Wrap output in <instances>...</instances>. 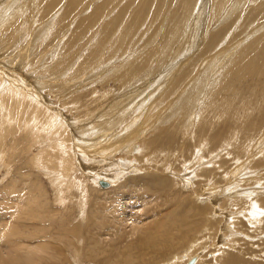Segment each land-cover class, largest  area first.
Listing matches in <instances>:
<instances>
[{
	"label": "rangeland",
	"instance_id": "rangeland-1",
	"mask_svg": "<svg viewBox=\"0 0 264 264\" xmlns=\"http://www.w3.org/2000/svg\"><path fill=\"white\" fill-rule=\"evenodd\" d=\"M149 1L0 0V264H264V208L257 227L250 206L264 200V51L239 65L235 49L264 34V0ZM200 73L202 113L176 111ZM46 108L64 117L49 133ZM145 169L169 180L146 188ZM70 171L74 190L59 193L47 173Z\"/></svg>",
	"mask_w": 264,
	"mask_h": 264
},
{
	"label": "bare ground",
	"instance_id": "bare-ground-1",
	"mask_svg": "<svg viewBox=\"0 0 264 264\" xmlns=\"http://www.w3.org/2000/svg\"><path fill=\"white\" fill-rule=\"evenodd\" d=\"M145 1V0H144ZM154 2V1H153ZM190 2V1H189ZM99 3V2H98ZM150 3H152V1L150 0L149 1V4ZM165 4V3H164ZM37 5V4H36ZM154 5V4H153ZM156 6V5H155ZM167 6V5H166ZM146 7V5H144V8ZM149 7V6H148ZM27 9V8H26ZM199 9V8H198ZM154 11H155V9H154ZM165 11V10H164ZM151 12V11H150ZM59 13V12H58ZM134 13H136V11L134 12ZM164 13V12H163ZM118 15V14H117ZM165 15V14H164ZM56 16V15H55ZM139 16V15H138ZM57 17V16H56ZM84 18V17H83ZM131 18V17H130ZM147 18H148V16H147ZM146 18V19H147ZM53 19H55V17H53L50 21L51 22H53L54 20ZM57 19V18H56ZM87 19V18H86ZM158 19V18H157ZM156 19V20H157ZM74 20V19H73ZM72 20V21H73ZM156 20L154 21V22H156ZM84 21V20H83ZM87 21V20H86ZM89 21V20H88ZM139 21V20H138ZM39 22V21H38ZM56 22H58V21H55V23ZM139 23V22H138ZM54 24V23H53ZM58 24V23H57ZM79 24H80V22H79ZM137 27V26H136ZM263 27V26H262ZM261 27V28H262ZM84 28V27H83ZM98 28V27H97ZM261 28H260V30H261ZM100 29V28H99ZM264 29V28H263ZM58 30V29H57ZM65 31V30H64ZM63 31V32H64ZM105 31V30H104ZM109 31V30H108ZM172 31V30H171ZM220 31V30H219ZM256 31V28H252V30L250 31V33H249V37L247 38V39H249V38H251V43H250V45H249V47H247L246 46V41H244L243 43H241L240 45H238V48H235L236 50H241L242 48L244 49V52H243V55L244 56H242L240 59L242 60L241 61V63H239V65H242V64H248V61H249V59L252 57V56H255V58H261V56H262V54H263V51H264V34L260 37V38H258V39H256V40H254V34H256V33H254ZM59 32V31H58ZM69 32V31H68ZM99 32V31H98ZM173 32V31H172ZM175 32V31H174ZM193 32H194V30H193ZM263 32V31H262ZM106 33V32H105ZM111 33V32H110ZM77 34V33H76ZM75 35V34H74ZM174 35V34H173ZM196 35V34H195ZM70 36V35H69ZM76 36V35H75ZM107 36V35H106ZM71 37V36H70ZM74 37V36H73ZM72 37V38H73ZM175 38H176V34H175V36H174ZM173 37V38H174ZM204 37H205V35H204ZM106 38V37H105ZM172 38V39H173ZM78 39V38H77ZM172 39H169V41L170 40H172ZM68 40V39H67ZM210 40H211V38H210ZM254 40V41H253ZM169 41H168V43H169ZM171 42V41H170ZM213 42V41H212ZM121 44V43H120ZM212 44V43H211ZM52 45V44H51ZM71 45V44H70ZM167 45V44H166ZM210 45V44H209ZM175 46V45H174ZM97 47V46H96ZM210 47H211V45H210ZM209 47V48H210ZM93 48V47H92ZM262 48V49H261ZM81 49V48H80ZM94 49V48H93ZM159 49H161V48H159ZM174 49V48H173ZM183 49V48H182ZM263 50V51H262ZM94 51V50H93ZM246 51H249V53L248 54H246ZM113 52V51H112ZM201 52V51H200ZM80 53V52H79ZM161 54H162V52H161ZM160 54V55H161ZM77 55V54H76ZM107 55V54H106ZM232 55H234V53L232 54ZM240 55V54H239ZM164 57H165V54L163 55ZM264 56V55H263ZM84 58V57H83ZM160 58V57H159ZM167 58V57H166ZM242 58H244V59H242ZM264 58V57H263ZM233 59V58H232ZM236 59H238V58H236ZM239 59V60H240ZM88 60V59H87ZM190 60V59H189ZM253 60L254 59H252L251 61L253 62ZM260 61H262L263 62V60H260ZM86 62V61H85ZM84 62V59H83V63H85ZM106 62V61H105ZM83 63H81V65H86V64H83ZM189 63V61H186V64H188ZM253 63H255V61L253 62ZM259 63V62H258ZM258 63H255V64H258ZM80 64V63H79ZM236 64V63H235ZM234 64V65H235ZM3 65V64H2ZM190 65V64H189ZM250 65V64H249ZM261 65V64H260ZM231 66V65H230ZM247 66V65H246ZM251 66V65H250ZM259 66V65H258ZM242 67V66H241ZM252 67V66H251ZM258 68V67H257ZM0 69H1V67H0ZM3 69V68H2ZM249 69V68H248ZM247 69V70H248ZM238 70H241L242 71V73L244 72V69L243 68H241V69H239L238 68ZM259 69H256L255 71L257 72V74H261V72L260 71H258ZM1 71V70H0ZM181 71V70H180ZM240 72V71H239ZM233 73V72H232ZM238 73V72H237ZM241 73V72H240ZM198 74V73H197ZM196 74V75H197ZM232 75V74H231ZM204 75H202V73H200L196 78H195V80L194 81H192V83H190L186 88H185V91L182 93V92H180V96H177V99H176V101H174L173 102V104L172 105H174L175 103H177L178 101H179V105H178V107L176 108V111H182V113H183V111H184V113L183 114H186V113H188L189 112V116L190 115H193L192 113H193V111L195 110H197V111H201V113H202V110L201 109H203V107H204V103H205V101L203 102V101H201L202 100V93H204V90H205V87H204V85H203V82H202V80L204 79V77H203ZM215 77V76H214ZM215 78H219V77H215ZM235 78V76L233 75L232 77H231V80H233ZM184 79V78H183ZM217 80V79H216ZM216 80L214 81V82H216ZM219 80V79H218ZM222 80V79H221ZM213 81V80H212ZM237 81V80H236ZM178 82H180V81H178ZM177 82V83H178ZM221 82V81H220ZM231 82H233V81H231ZM212 85V84H211ZM217 85V84H216ZM218 85H220V84H218ZM217 85V86H218ZM177 86V85H176ZM206 86V85H205ZM213 86V85H212ZM212 86H210L211 88L210 89H212ZM217 86H216V88H217ZM227 86H228V84H227ZM172 87L174 88L175 87V83H174V86H173V84H172ZM220 87V86H219ZM219 87L217 88V89H215V90H219ZM16 88H18V87H16ZM178 88V87H177ZM214 88H215V86H214ZM224 89V88H223ZM183 90V89H182ZM181 90V91H182ZM214 90V89H213ZM212 90V91H213ZM230 90V89H229ZM176 91V90H175ZM178 91V90H177ZM207 91V90H206ZM170 92V91H169ZM174 92V91H173ZM179 92V91H178ZM177 93V92H176ZM206 93V92H205ZM204 93V94H205ZM211 93V92H210ZM215 93V92H214ZM213 93V94H214ZM178 95H179V93H177ZM208 96H209V92H208V94H207ZM216 95V94H215ZM20 96V95H19ZM204 96V95H203ZM27 97V96H26ZM168 97V96H167ZM20 98V97H19ZM172 98V97H171ZM207 98V97H206ZM210 98V97H209ZM24 99H27V98H24ZM18 100V99H17ZM23 100V99H22ZM32 101H34V100H32ZM46 104V103H45ZM170 104V105H171ZM47 105V104H46ZM38 106H39V108L40 107H42L41 105H39L38 104ZM38 108V109H39ZM45 108V107H44ZM37 109V108H36ZM42 109H43V107H42ZM46 110V112H47V115L49 116V124H47V127H46V125H45V129H44V132H48L49 133V131H51L52 130V128H53V125H55L52 121H51V123H50V119H52V117H57L56 118V121H58V120H61L62 121V118L64 119V117H59L58 116V114H57V116H55L56 114L54 113V111H53V109L51 108V109H49V108H46L45 109ZM48 110V111H47ZM2 112V111H1ZM60 112V111H59ZM198 113H200V112H198ZM62 114V113H61ZM159 114V113H158ZM161 114H163V113H161ZM181 114V113H180ZM182 114V115H183ZM196 114V113H195ZM63 115V114H62ZM188 116V117H189ZM197 117H198V115H196ZM199 116H200V114H199ZM153 117V116H152ZM163 117V116H162ZM55 119V118H54ZM160 119V118H159ZM199 119V118H198ZM133 121V120H132ZM191 121V120H190ZM61 123V122H60ZM103 123H106V122H103ZM57 125V124H56ZM91 126H93V125H91ZM90 126V127H91ZM94 126H95V123H94ZM52 127V128H51ZM87 127V128H86ZM86 127L84 126V127H76L75 129H78V130H80V132L78 133V131L77 132H75V134H74V138L75 137H79V136H82V135H84V130H85V133H87L89 130H90V127H89V124H87L86 125ZM101 127H103V124H102V126ZM96 128V127H95ZM99 128V127H98ZM100 132H102V131H100ZM130 132V131H129ZM35 133H36V131H35ZM68 133V132H67ZM93 133V132H92ZM103 134V133H102ZM87 135V134H86ZM124 135H125V133H124ZM129 135V134H128ZM69 136H70V134H69ZM73 136V135H72ZM91 136H92V134H91ZM101 137V136H100ZM99 138V137H98ZM48 139V138H47ZM96 139V138H95ZM95 139H92V138H90V139H88V143L89 144H93V141L92 140H95ZM100 139V138H99ZM87 140V139H86ZM77 143V142H76ZM40 144V143H39ZM146 145H147V143H146ZM149 145V144H148ZM78 146V145H77ZM69 147V146H68ZM67 147V148H68ZM72 147H73V149H72ZM67 148H66V150H67ZM91 149V148H90ZM57 150V149H56ZM66 150H64V154H65V156H66ZM142 150V149H141ZM260 150V149H259ZM61 151V150H60ZM70 151H72V153H74L75 152V157H76V160H77V162H79V164H78V166L87 174H89V175H91L94 171H96V169L95 170H93V171H91V169L90 168H93V167H91L90 166V168H89V166H82V163H81V161L80 160H82V154L81 153H79L76 149H75V143L73 144V146H71L70 147ZM81 152V151H80ZM149 152V151H148ZM260 152V151H259ZM61 154V153H60ZM91 155V154H90ZM95 156V155H94ZM67 157V156H66ZM71 157V156H70ZM61 158V157H60ZM68 159V158H67ZM66 159V160H67ZM145 159H147V158H145ZM99 160V159H98ZM88 161V160H87ZM110 161H112V160H110ZM58 162V161H57ZM56 162V163H57ZM68 162V161H67ZM147 162L148 163H152V161L150 160V158H149V160H147ZM90 163V162H89ZM95 163V162H94ZM109 163V162H108ZM73 164H75V163H73ZM91 165H92V163H90ZM103 164H105V163H103ZM110 164V163H109ZM113 164V163H112ZM122 164V163H121ZM68 165V164H67ZM67 165H65L66 167H67ZM69 165H72L71 164V160H70V162H69ZM89 165V164H88ZM114 165V164H113ZM73 166V165H72ZM93 166V165H92ZM112 166V165H111ZM148 166H151V165H148ZM147 166V167H148ZM78 167V168H79ZM82 167H84V168H82ZM110 167V166H109ZM152 167H153V165H152ZM59 168V167H58ZM63 168V167H62ZM73 168V167H72ZM85 168H88L87 170L85 169ZM95 168V167H94ZM93 168V169H94ZM99 168V167H98ZM101 168V167H100ZM126 168V167H125ZM131 168V167H130ZM158 168V167H157ZM40 169V168H39ZM43 169V168H42ZM66 169H68V168H66ZM90 169V170H89ZM103 169V168H102ZM105 169V168H104ZM113 169V168H112ZM69 170H71L72 171V169H71V167L69 168ZM69 170H67L66 172H69ZM146 170V169H145ZM46 171V170H45ZM58 171V170H57ZM64 171V170H63ZM71 171H70V174H68V176H66L64 179L61 177V176H59V177H57V175L55 174V173H53V172H48L47 174L48 175H51L50 176V178L52 179V182H53V184H54V186L60 191L59 193H63V188L64 187H66L65 188V190H68V191H73L74 190V187H75V180L77 179V177H76V179L75 180H72V181H70V179H69V175H71L72 176V173H71ZM76 171V170H75ZM92 172V173H89V172ZM100 171H101V169H100ZM139 171H141V169H139ZM147 171V173H144V174H141V175H139V176H137V177H135L137 180H143V179H145V181H143V183H142V185L144 186V187H146V188H150V187H152V188H156V187H161V186H163L164 184H165V182H167L168 180H169V178H168V176H166V177H164V175L166 174L167 175V173H165V174H161V172L159 171V170H157V169H155V170H146ZM148 171H150V172H148ZM59 172V171H58ZM65 172V171H64ZM66 172H65V174H66ZM112 172V171H111ZM116 172H117V170L116 171H113L112 172V176H117L116 175ZM143 172H144V169H143ZM165 172H168L167 170L165 171ZM57 173V172H56ZM74 173V172H73ZM96 174H94L95 175V177H96V180L95 179H93L94 181H95V186L96 187H98V185H97V180H99L100 178H101V176H100V172H95ZM103 173V172H102ZM139 173V172H138ZM163 173V172H162ZM87 174V175H88ZM60 175V174H59ZM61 175H64V174H62L61 173ZM93 175V174H92ZM70 176V177H71ZM107 176V175H106ZM105 176V177H106ZM90 177H92V176H90ZM94 177V176H93ZM109 177H110V175H109ZM122 177V176H121ZM114 178V177H113ZM129 179V178H128ZM127 179V180H128ZM93 181V182H94ZM101 180H99V182H100ZM187 181V180H186ZM98 182V183H99ZM236 182V181H235ZM234 182V183H235ZM239 182V181H238ZM120 183V182H119ZM127 183V181H124V182H122V183H120L121 185H116L115 187L116 188H113L111 191L112 192H119V191H121L120 189H122V188H128L129 187V185L128 184H126ZM230 185H235L234 183H232L231 181H230ZM82 185V184H81ZM94 185V184H93ZM93 185H91L90 187H89V189H91V187L93 188V189H98V188H96L95 186H93ZM236 185H239V184H236ZM80 186V185H79ZM83 186V185H82ZM103 187H107L108 186V184L106 185V186H104V185H102ZM119 186V187H118ZM233 188L234 186H230V188ZM236 187V186H235ZM55 188V189H56ZM237 188V187H236ZM85 189H87V191H88V188L86 187ZM238 189H239V187H238ZM237 189V190H238ZM237 190H233V191H237ZM57 191V190H56ZM100 191H103V192H106V191H109V190H104V189H100ZM214 191V190H213ZM56 193V192H55ZM101 193V192H100ZM57 195V194H56ZM234 195V194H233ZM262 195V193H255L254 195H253V197H254V201L251 203V207L252 206H254V207H252L251 208V210L253 211V216H255L254 217V219L256 220V226L258 227V226H260L261 225V218L259 217L261 214H263V212H262V208H264L262 205H261V203H262V201H264V200H260L259 199V197ZM259 199V200H258ZM73 200V199H72ZM207 200V199H206ZM56 201H59L58 202V204L60 205L61 203L63 204V203H66V201H67V199L66 198H64V196L62 195V194H58V196H57V199H56ZM19 202V201H18ZM202 202V201H201ZM210 202V201H209ZM219 202V201H218ZM57 203V202H56ZM61 204V205H62ZM80 206H81V208H82V210H84L85 211V209H86V200H83L82 201V203L80 204ZM79 206V207H80ZM133 209V208H132ZM254 212L256 213V215H254ZM34 213V212H33ZM65 213V212H64ZM68 214H66L65 216L64 215H62V217L64 218H67L68 216H67ZM248 215V214H247ZM85 216V217H84ZM83 217H84V219L83 220H85L86 222H85V224H87V226H89L90 225V220H89V216H87V213H86V215H84ZM249 216H251V214L249 215ZM262 217V216H261ZM44 219V218H43ZM68 219H71V217L69 216L68 217ZM230 219V218H229ZM250 219V218H249ZM45 220V219H44ZM248 220V219H247ZM250 220H252V218L250 219ZM249 220V221H250ZM49 221V220H48ZM69 221V220H68ZM56 220H54V221H52V224H51V226L52 227H50V230L49 231H46L47 233H53L55 230H57L56 228L54 229L53 227H55L56 226ZM81 222V221H80ZM84 222V221H83ZM167 223V222H166ZM67 224V223H66ZM95 225H99V224H103V221H100L98 224L97 223H94ZM94 224H92V226H94ZM168 224V223H167ZM166 224V225H167ZM184 224V223H183ZM155 225H156V223H155ZM58 226H60V225H58ZM62 226V225H61ZM65 225H63V227H64ZM154 225H152L151 227H153ZM165 226V225H164ZM181 226V225H180ZM79 227V226H78ZM166 227V226H165ZM73 229H72V231L70 232V233H72L73 231H75L74 230V226L72 227ZM80 228V227H79ZM78 228V229H79ZM43 229V228H42ZM51 229L52 230H54V231H51ZM59 229H60V231H61V227H59ZM77 229V230H78ZM207 229V228H206ZM44 230V229H43ZM67 230V231H66ZM80 230V229H79ZM204 230V229H203ZM38 231V230H37ZM65 231H66V233L65 234H67V235H71V234H69V230L68 229H66L65 228ZM1 232H2V234L4 233V231L3 230H1ZM45 232V233H46ZM57 232V231H56ZM76 232V231H75ZM75 232H74V234H75ZM206 232V231H205ZM37 233V232H36ZM36 233H33V234H31V238H35V237H33V236H35V234ZM80 233H81V231H80ZM83 233V232H82ZM200 233V232H199ZM73 234V235H74ZM206 234V233H205ZM229 234V233H228ZM157 235H158V232H157ZM185 235V234H184ZM184 235H182V237L184 236ZM199 235H202V234H199ZM159 236V235H158ZM51 237V236H50ZM162 236H160L159 238H161ZM74 238H75V236H74ZM145 238H147V237H145ZM179 240L181 239V237L179 238V237H177ZM198 238V237H197ZM68 240H70L69 242V244L71 245V240H73V239H71V237L70 236H68V238H67ZM76 239V238H75ZM79 239V238H78ZM83 240V239H82ZM139 240H141V239H139ZM203 241V240H202ZM199 242H201V240H199ZM59 243H60V240H59ZM0 244H2L3 245V243H2V238H1V236H0ZM67 244V243H66ZM68 244V245H69ZM192 244H193V242H192ZM198 244V243H197ZM69 245V246H70ZM191 245V244H190ZM7 246L8 247H6L5 248V250L6 249H11V247H13L12 246V244H7ZM59 246H61V245H59ZM67 246V245H66ZM173 246L174 245H168V246H166V252L167 253H169V252H171V250L173 249ZM189 247V246H188ZM195 248V247H194ZM197 248V247H196ZM9 249V250H10ZM144 249V248H143ZM187 249H189V252H188V254L190 255L189 257H188V260L189 259H191L192 257H193V254H195V253H193V251H194V249L191 247V248H187ZM55 250H56V252H55V255H62V251L64 250V249H62V247H58V246H56L55 247ZM1 255H2V252H0V257H1ZM199 255V254H198ZM222 255V254H221ZM225 255V254H224ZM174 257V256H173ZM173 257L171 258V259H173ZM58 258V257H57ZM185 258V257H184ZM184 258H182V259H184ZM195 258V257H194ZM19 259V258H18ZM193 259V258H192ZM233 259V258H232ZM231 258L229 257V258H226V257H224V258H221V259H219V260H215L216 262L215 263H217L218 264V262H220L221 264H230L231 263ZM241 260V259H240ZM173 261H178V263L179 262H182V260L181 259H179L178 257H175L174 258V260ZM197 263H196V262ZM203 260H202V258H195L194 259V261H193V263L192 264H203V262H202ZM19 263V262H18ZM168 263V262H167ZM167 263H163V262H159V263H157V264H167ZM12 264V263H11ZM169 264H170V261H169ZM173 264V263H172ZM177 264V263H176ZM181 264V263H180Z\"/></svg>",
	"mask_w": 264,
	"mask_h": 264
},
{
	"label": "water",
	"instance_id": "water-1",
	"mask_svg": "<svg viewBox=\"0 0 264 264\" xmlns=\"http://www.w3.org/2000/svg\"><path fill=\"white\" fill-rule=\"evenodd\" d=\"M102 185L106 186L107 184L106 183H102Z\"/></svg>",
	"mask_w": 264,
	"mask_h": 264
}]
</instances>
